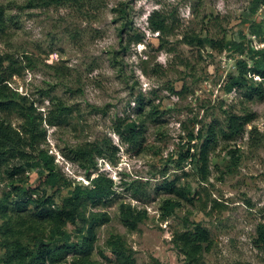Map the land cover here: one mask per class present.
<instances>
[{"label":"rangeland","instance_id":"obj_1","mask_svg":"<svg viewBox=\"0 0 264 264\" xmlns=\"http://www.w3.org/2000/svg\"><path fill=\"white\" fill-rule=\"evenodd\" d=\"M25 1L0 0L9 14L0 54L23 66L10 85L44 118L54 102L72 108L63 124L42 123L46 136L40 150L53 158L63 181L47 184L38 164L23 175L25 188L34 197L45 189L57 205L70 189L89 188L98 176L114 182L109 198L84 209L86 215L109 217L96 228L95 246L85 258L118 264L109 241L119 236L136 264H264L258 246L264 227V96L248 98L253 85L264 88V80L250 71L243 86L233 85L242 81L240 61L253 66L248 48L264 51V0H80L20 8ZM122 6L132 24L123 43ZM154 11L169 17V34L149 28ZM230 111L252 112L255 118L226 143L220 129ZM131 122L139 126L136 141L127 139ZM18 123L14 118L13 125ZM211 126L217 139L207 148L204 174L201 156ZM255 128L258 144L250 139ZM92 143H105L107 154L96 157V171L87 178L68 150ZM230 148L239 149L237 164H231ZM11 190L0 175V200ZM166 201L178 204L167 217ZM128 208L145 215L135 228L122 221L121 211ZM35 213L29 206L22 215ZM12 216L0 215V226ZM198 225L209 241L193 255L177 237ZM79 228L68 223L62 229L77 242L86 235V228ZM33 235L62 243L49 226L35 225L26 241ZM7 250L0 232V259ZM81 258L69 254L61 264H88Z\"/></svg>","mask_w":264,"mask_h":264},{"label":"trees","instance_id":"obj_2","mask_svg":"<svg viewBox=\"0 0 264 264\" xmlns=\"http://www.w3.org/2000/svg\"><path fill=\"white\" fill-rule=\"evenodd\" d=\"M80 0H26L20 8L25 9H42L50 7H59L64 5L80 4ZM8 7L0 4V36L6 32L9 21ZM121 18L126 17V6L118 9ZM170 19L159 11H154L148 19L149 28L153 32H159L160 35H167L171 32ZM132 29V24L125 19L120 28V41L123 43L124 36ZM253 32L260 36L258 25H253ZM137 37L136 41H141ZM205 39H198L203 44ZM188 44H192L188 41ZM238 48L244 52L242 44ZM247 55H251L253 66L246 67L245 61H240V74L242 81L235 79L233 85L243 86L246 79L245 74L253 71L258 73L264 80V51L248 48ZM28 65L30 64V59ZM21 64L14 60L11 55L0 54V175L8 180V186L11 191L6 192L0 200V215L5 217L11 212L12 216L9 221L0 226V232L7 237L8 250L4 257L0 259V264H61L69 254L79 255L82 261L88 264H98L89 262L85 257L89 256L95 246L96 228L102 223L109 220L105 213H90L86 215L84 209L89 204H97L102 200L109 198L113 193V180L98 176L92 180L91 187L84 188L75 186L68 191V195L61 199L60 204H55L54 197L48 195L44 189L40 195L34 197L32 193L25 188L23 175L28 169H32L38 164L43 165L46 175V183L51 186L62 182L58 171L54 167V160L49 157L44 150H40L42 140L46 136V129L42 123L45 120L49 125H60L67 121L72 113V108L62 102L53 103V109L50 110L44 118L41 113L37 112L33 103L28 102L27 98L14 90L10 81L15 74L22 72ZM230 90V89H228ZM255 93L260 97L264 96L262 85L252 86L248 93L251 98ZM16 118L19 123L13 125V119ZM255 118L254 113L247 112L244 115L235 112H228L225 127L220 129L221 137L229 143L244 133L246 126ZM136 122L128 125L127 139L136 141L140 132ZM256 128L250 131V139L258 144V137L253 135ZM201 136V134L199 135ZM198 136V137H199ZM193 138V136L191 135ZM217 134L213 126L209 127L207 139L204 143L201 159L203 161V173L205 174V165L207 161V148L213 142H216ZM106 144L97 143L86 144L70 148L69 154L71 159L85 170L86 177L90 178L96 171V157L107 154ZM38 151V153H37ZM231 164H237L239 153L238 148H230ZM237 158V159H236ZM205 176V175H204ZM63 184L66 185L64 182ZM169 188V184L165 185ZM35 208L34 215L26 214L28 207ZM178 206L177 202L166 201L164 210L165 217L170 216L173 210ZM144 213L137 214L131 209L121 211L122 221L126 225L135 228L136 224L143 220ZM80 226L81 231L86 228V235L77 242H70V237L63 231L64 224ZM35 225H42V228L49 229L52 234L61 235L62 243H53V239L45 238L44 235H33L30 241L27 240V234ZM79 228V229H80ZM183 245L193 255H198L203 250V244L209 241V233L205 228L197 226L194 232H187L177 237ZM109 245L116 256L118 264H136L134 256L121 242L119 236H113ZM258 246L264 249V227L259 230Z\"/></svg>","mask_w":264,"mask_h":264}]
</instances>
